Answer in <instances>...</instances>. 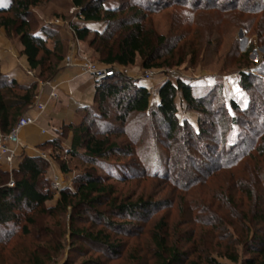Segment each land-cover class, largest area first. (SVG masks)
I'll return each mask as SVG.
<instances>
[{
    "label": "rangeland",
    "instance_id": "obj_1",
    "mask_svg": "<svg viewBox=\"0 0 264 264\" xmlns=\"http://www.w3.org/2000/svg\"><path fill=\"white\" fill-rule=\"evenodd\" d=\"M71 1L40 0L36 6L29 10V22L32 30L45 29L53 36L46 40L47 45L53 47V42L56 40L62 46L64 57L59 66L65 67L64 61L67 57H71L74 62L78 63L83 59L99 68H112L115 73L123 74L130 79L146 80V83L150 85V93L158 92V88L163 82L166 80L174 82L176 77L189 82L197 89L204 88L209 83L208 86L219 83L221 97L227 105L233 101L239 111L249 109L247 115H242L237 110L230 108L228 110L229 115L237 117L240 124L232 126L225 134L226 150L231 148V154L234 153L232 155L235 158L242 156L240 167L226 169V166H223L225 165L224 159L219 158L218 154H213L210 147L206 148V151L209 156L213 157V161L205 159L197 150V146L204 142L213 147L215 144L203 138L197 141L198 144L191 140L190 146H187L185 160L188 158V164H181L176 171L170 168L168 170L170 174L168 172L167 175L164 161L167 156L166 147L171 149L172 140H166V128L155 126L150 120L147 121V129L137 145L131 144L132 142L128 140L129 136L124 132L116 131L111 135L110 140L115 141L124 149L131 148V145L134 146L136 149L134 156L127 157L125 151L121 150L118 156L109 158L108 163L99 161L89 164L84 159L71 155L69 151L55 153L53 150L51 154H47L52 163L61 171V166L67 169V172L62 171L64 176L61 175V180L64 181L62 184L64 186L61 185L60 189L73 190L74 181L80 174L92 173L95 177L104 179L106 187L113 188L114 193L111 197L118 202L135 201L141 198L143 201L153 202L155 206L140 211L132 217L126 215L110 217L108 202L111 197L105 199L102 205L97 206L96 211L105 212L106 218L111 221L131 224L132 226L127 232L111 231L102 222H98L97 216L93 212L75 219V229H85L89 233H96L102 229L104 234L110 235V243L117 246L113 253L98 244L87 242L82 237L70 235V209L64 212L55 211L52 214L35 213L33 214L35 224L28 226L31 233L29 239L33 241L34 246L39 247H23L25 243L28 244V241H24L20 236V228L24 222L18 225L10 224L7 227V233H12L10 240L12 244L7 247L0 246V264H28L31 262L29 256L31 257L33 254H36L42 264H158L153 253L155 246L152 233H156L161 225H166L171 244H178L183 249H188V247L198 249L196 254L189 257L190 259L209 256L220 263L231 264L228 260L217 256L220 251L225 249L223 246L231 241L236 243L235 235L241 237L247 229H254V231L263 229V226L259 225L255 218H252L254 213L250 215L249 219L253 221L250 224L247 223L248 221L241 223L237 221L229 226L228 221H232V219L227 209L231 207L244 214L251 212L252 202L246 200L243 191L241 193L235 188L231 189L233 182L241 178L245 179V189H249L250 182L253 183L251 186L254 185V189L257 190L253 191L252 201L258 202L261 198L259 209L264 208V191L261 186L264 184V156L254 158L256 153L253 149L256 144L260 143V138L264 135V38H260L257 34V30L264 32V14L258 13L253 16L239 13L233 9L223 11L209 9L202 11L201 15L199 12L194 15L193 12H187L188 10L176 5H170L150 14L151 26L157 34L176 37L186 29H189L190 32L202 31L203 27L208 29L207 33L210 32V37L209 41L199 48L193 62L190 61L188 55L181 66L153 69L154 74L148 79H143L146 70L141 68L138 58L135 59L132 66L125 68L106 66L100 62L98 54L89 47L88 42L92 35H89L85 41H78L75 38L71 28L74 25L80 26L83 22L76 18L78 11L72 6ZM192 1L186 0L184 3L190 4ZM216 1L220 4L224 0ZM243 1L240 0L238 6L242 5ZM7 2L8 0H0V7H4ZM119 2L123 6H128V0H105V5L114 7ZM243 6L245 8V4ZM94 25L96 24H91L92 27ZM2 43L10 57L9 61L4 60L6 63L0 62V73L3 74L11 66L22 69L21 46L18 38L14 35L7 37L4 30L0 28V47H2ZM184 47H186V52L178 56L182 57L186 53L192 52L191 48ZM249 47L252 49L244 59L243 55ZM78 48H81L82 52L78 51ZM178 56L176 55L177 58ZM53 62L51 59L49 65L51 66ZM25 68L27 67L25 66ZM29 72L32 77H35L34 72L28 71L27 74ZM241 72L257 77L258 80H255L253 85H257L259 88L254 87L251 93L244 91L239 84ZM111 77L113 75L107 76L104 80L111 79ZM221 97L218 95L216 100L212 101V109L217 106ZM175 102L177 120L182 122L187 119L195 124L198 113L187 110L186 106L181 104L182 100L179 96L176 97ZM155 103V100L150 97V104ZM105 107L111 115H109V121L112 122L115 109L109 107L107 103H105ZM86 125L87 121L84 123V126ZM89 128L90 133L96 136L95 134L99 131L97 125H89ZM206 129L209 128L206 127ZM263 144L264 141L261 145ZM224 152L226 151L224 150ZM79 153L82 154L83 150H80ZM247 154L251 155L252 159L246 157ZM254 161L259 162L261 172H253L251 167H253ZM14 163L5 166L7 167L5 171L10 174V178L11 173H14ZM123 165L124 167H121ZM49 167L48 164V169ZM144 169L148 173L146 176L142 172ZM240 169L245 170L241 172ZM160 172H164V174ZM250 174H253V178ZM112 175L120 176L121 180L111 178ZM47 181L49 193L53 195V198L44 203L46 210L53 209L58 199V191L51 189L49 178ZM230 196L234 197L235 203L228 207ZM242 225L244 226L242 227ZM216 235L223 238L224 241L214 239L213 237ZM234 247L239 253L240 259L252 257V254H246V247H242L241 244Z\"/></svg>",
    "mask_w": 264,
    "mask_h": 264
},
{
    "label": "trees",
    "instance_id": "obj_2",
    "mask_svg": "<svg viewBox=\"0 0 264 264\" xmlns=\"http://www.w3.org/2000/svg\"><path fill=\"white\" fill-rule=\"evenodd\" d=\"M239 1L226 2L224 0L218 4L216 0H193L192 3L186 4L184 3L186 0H128V6H123L119 2L118 5L109 7L105 5V0H72V6L78 11L77 19H80L83 23H102L104 28L102 31L97 32L84 26L74 25L71 30L78 41H85L89 35H92L88 42L89 47L98 54L100 62L106 66L125 68L132 66L135 59L138 58L141 68L145 70L179 67L188 55L190 61H194L199 48H202L204 43L209 41L210 32L208 34V29L202 27V31L190 32L189 29H186L176 37L163 36L154 31L149 15L170 5L180 6L188 10L187 12H193L194 15L196 12L201 15L202 11L209 9L221 11L233 9L239 13H247L253 16L258 13L264 14V0H250L253 3L244 0L242 5L238 6ZM39 2L40 0H8L4 7H0V28L4 30L7 37L14 35L18 38L21 54L26 57L29 70L35 73L37 80L46 82L57 74L64 53L62 46L56 40L53 42V47L47 45L46 40L53 36L45 29L41 31L32 30L29 22V10ZM257 34L260 38H264V32H261V30H257ZM184 46L191 48L192 52L186 53L182 57L178 56L186 52ZM251 49L249 47L246 50L243 55L244 59ZM51 59L54 62L50 66ZM239 78L240 87L247 93H251L253 88L257 87V85H253V82L258 80L254 75L241 72ZM36 90V82L29 86H21L0 73V131L2 134H7L31 106ZM95 90L96 108L86 109L81 125L72 129L69 151L71 155L84 159L86 163L92 164L99 161L108 163L109 158L118 156L121 150L125 151L127 157L134 156V153L136 154L134 146L131 145V148L124 149L115 141L110 140L111 135L115 134L116 131L124 132L129 136L128 140L132 142L131 144L137 145L147 129L148 120L153 121L155 126L166 128V140H172L173 147L172 145L171 149L166 147L167 156L165 157L164 168L166 167L167 175L170 168L176 171L181 164H188V158L185 160L187 146H190L191 140L197 142L203 138L215 144L213 147L204 142V144L197 146V150L208 161H213V157L209 156L206 151V148L210 147L213 154H218L219 158L224 159L225 165L223 166H226V169L238 167L241 163L240 158L242 156L235 158L232 155L234 153L231 154V148L226 150L225 134L232 126L240 124L239 119L229 115L228 110L230 108L231 110H237L242 115H247L249 109L239 111L233 101H230L227 105L221 97L219 83L197 89L189 82L178 77L175 78L174 82L166 80L158 89V102L155 104H150L149 92L145 88L139 86L134 79L120 73H115L111 79L97 83ZM218 95L221 97L220 101L212 109V101L216 100L215 98ZM177 96L184 102L187 110L198 113L195 124L187 119L182 122L177 120V105L175 102ZM105 103L115 109L112 122L109 121L110 114L105 107ZM93 120L95 121L93 122ZM85 121H87L86 126H84ZM93 124H96L99 128V131L95 134L96 136L90 133L89 125ZM206 127L209 128V131ZM263 141L264 135L261 136L260 143L253 148L256 153L254 158L264 156V144L261 145ZM80 150H83L82 154L79 153ZM250 156L247 154L246 157L252 159ZM160 163L162 162L160 161ZM121 167H124V165ZM61 168L63 172H67L64 166H61ZM251 168L253 172H261L258 161H254ZM47 170V161L40 157L25 155L20 157L17 168L13 169L14 173H11V178L8 172L0 170V246L7 247L12 244V242L10 243L12 233H7V227L10 224L18 225L24 222V225L20 228V236L24 241L27 240L28 244L25 243L23 247H39L34 246L33 241L29 239L31 233L28 226L35 224L33 214H52L55 211L64 212L70 209V235L72 237H82L87 242L98 244L113 253L117 246L110 243V235L104 234L102 229L96 233H89L85 229L74 228L76 218H82L83 215L93 212L97 216L98 222H102L111 231H128L129 227L132 226L131 224L111 221L106 218L105 212L96 211L97 206L102 205L105 199L113 195V188L106 187L104 179L95 177L92 173H82L74 181V189H60L53 209L46 210L44 209V203L53 198L48 190ZM244 170L240 169L241 172ZM142 172L145 176L148 175L146 169ZM164 172L160 173L164 174ZM252 175L250 174V176ZM111 178L118 180L121 177L112 175ZM244 182V178L236 180L231 185V189L235 188L241 193L243 191L246 200L252 202L251 212H248L249 214L246 212L245 214L243 212L239 213L240 211L229 207V205L235 203L234 197L230 196L227 211L232 221H228L229 226L237 221L238 223L248 221L247 223L250 224L253 222L249 219L250 215L254 213L252 218H255L256 222L263 226V229L261 231L247 229L248 231L245 230L243 234L244 237L235 235L234 240H236V243L232 241L226 243L223 246L225 249L220 251L217 256L228 260L231 264H264V208L259 209L261 198L258 202L252 201L254 198L253 191L257 190L254 189V185L251 186L252 182L249 183V189H245ZM10 183L13 184L12 187L9 186ZM261 186L264 191V184ZM153 206H155L153 202L143 201L141 198L135 201L123 200L118 202L111 197L108 202V210L111 212L110 217L136 216L138 212L153 208ZM213 238L224 241L218 235ZM152 240L155 246L153 247V253L158 264H202V261L203 264H223L209 256L190 259L189 257L196 254L198 249L194 247L183 249L178 244H171L166 225H161L156 233H152ZM239 244L246 247V254H252V257L240 259L239 253L234 247ZM29 261L31 262L28 264H42L36 254L29 256Z\"/></svg>",
    "mask_w": 264,
    "mask_h": 264
},
{
    "label": "crops",
    "instance_id": "obj_3",
    "mask_svg": "<svg viewBox=\"0 0 264 264\" xmlns=\"http://www.w3.org/2000/svg\"><path fill=\"white\" fill-rule=\"evenodd\" d=\"M91 24L99 26L94 25L92 27ZM81 26L97 32L102 31L104 28L102 23L92 22L82 23L78 27ZM1 46L0 62L4 64L6 63L4 62L5 59L9 61L10 54L9 52L7 53L4 44ZM78 51H81V48H78ZM20 61L22 69L11 66L3 74L21 86H29L36 82L37 90L31 106L23 115L31 117L34 123L19 131L18 144H9L10 149L15 153L14 169L17 168L22 155L40 157L50 165L46 175L47 178L56 177L58 180H61V175L64 176L63 172L52 163L47 154H51L53 150L55 153L57 151L63 153L70 151L72 129L81 125L86 109H94L96 84L90 76L83 73L78 62H75V66L73 67H63L60 65L57 74L50 81L41 83L36 77L27 74L30 70L26 57L22 55ZM134 80L139 86L149 91L150 85L146 83V80L138 78H134ZM53 88L56 93L55 98H51ZM181 104L185 107L183 101ZM38 105L44 106L43 110H40ZM5 166V163L0 162V170H7ZM59 182L62 185L64 181L62 182L61 180Z\"/></svg>",
    "mask_w": 264,
    "mask_h": 264
},
{
    "label": "built area",
    "instance_id": "obj_4",
    "mask_svg": "<svg viewBox=\"0 0 264 264\" xmlns=\"http://www.w3.org/2000/svg\"><path fill=\"white\" fill-rule=\"evenodd\" d=\"M64 66L65 67H73L75 66V62L74 59L72 60L71 57H67L66 60L64 61ZM79 67L81 68V70L83 71V73L87 74L88 76L91 77V79L94 81L95 84L101 82L102 80H104L107 76H112L115 73V70H113L112 68H99L96 65L92 64L89 61L86 60H81L79 62ZM153 69L150 70H146L143 74V79H148L150 78L153 74L154 71H152ZM29 75H31V73H28ZM149 92V91H148ZM56 97V93L54 92V88L53 91L51 93V98H55ZM150 97L153 98L155 100V102H158V92H149V102H150ZM38 108L40 110H43L44 106L42 105H38ZM34 123V120L29 117V116H23L20 117L17 122L15 123V125L11 128V130L7 133V134H2L0 132V162L5 163L6 165H11L14 162V158H15V153L12 149H10L9 144L11 143H15L18 144V134L19 131ZM50 181H51V189L55 190V191H59L61 188V183L59 182V180L56 177H49ZM10 187L13 186L12 183L9 184Z\"/></svg>",
    "mask_w": 264,
    "mask_h": 264
}]
</instances>
